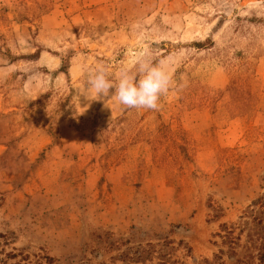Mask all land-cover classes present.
<instances>
[{"label":"rangeland","instance_id":"rangeland-1","mask_svg":"<svg viewBox=\"0 0 264 264\" xmlns=\"http://www.w3.org/2000/svg\"><path fill=\"white\" fill-rule=\"evenodd\" d=\"M143 56L175 82L159 110L77 96ZM263 246L264 0H0V264H263Z\"/></svg>","mask_w":264,"mask_h":264},{"label":"clouds","instance_id":"clouds-1","mask_svg":"<svg viewBox=\"0 0 264 264\" xmlns=\"http://www.w3.org/2000/svg\"><path fill=\"white\" fill-rule=\"evenodd\" d=\"M174 86L175 82L165 62L153 63L150 58L143 56L137 60L135 71L122 67L115 74V80L110 78L109 68L104 64L87 69L83 86L76 93L79 99L83 97L94 101L109 97L110 89H114L110 98L127 109L159 110L161 97ZM81 108L86 109L87 105Z\"/></svg>","mask_w":264,"mask_h":264},{"label":"trees","instance_id":"trees-1","mask_svg":"<svg viewBox=\"0 0 264 264\" xmlns=\"http://www.w3.org/2000/svg\"><path fill=\"white\" fill-rule=\"evenodd\" d=\"M262 248L264 249V246ZM262 248L260 249V252L258 253V259H259V263L264 264V250ZM207 264H219V263H216L214 261V262H209Z\"/></svg>","mask_w":264,"mask_h":264}]
</instances>
